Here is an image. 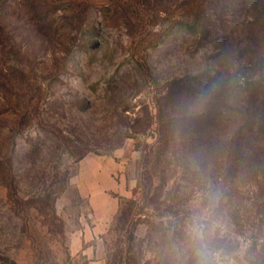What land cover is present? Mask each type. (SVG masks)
Masks as SVG:
<instances>
[{"label": "rangeland", "instance_id": "374dc122", "mask_svg": "<svg viewBox=\"0 0 264 264\" xmlns=\"http://www.w3.org/2000/svg\"><path fill=\"white\" fill-rule=\"evenodd\" d=\"M197 195L264 264V0H0V264H191Z\"/></svg>", "mask_w": 264, "mask_h": 264}, {"label": "clouds", "instance_id": "9594fccd", "mask_svg": "<svg viewBox=\"0 0 264 264\" xmlns=\"http://www.w3.org/2000/svg\"><path fill=\"white\" fill-rule=\"evenodd\" d=\"M214 205L210 201L202 207L199 195L190 204L184 233L191 264H235L229 259L221 243L226 237V228L213 214Z\"/></svg>", "mask_w": 264, "mask_h": 264}, {"label": "trees", "instance_id": "16d2710c", "mask_svg": "<svg viewBox=\"0 0 264 264\" xmlns=\"http://www.w3.org/2000/svg\"><path fill=\"white\" fill-rule=\"evenodd\" d=\"M196 23H194V25H192V26H190V27H195L196 25H195ZM189 27V26H188ZM205 87L206 88H209V89H211V84H205Z\"/></svg>", "mask_w": 264, "mask_h": 264}]
</instances>
